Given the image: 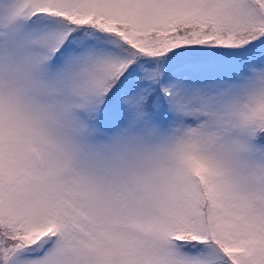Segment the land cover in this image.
Listing matches in <instances>:
<instances>
[{"label":"snow or ice","instance_id":"obj_1","mask_svg":"<svg viewBox=\"0 0 264 264\" xmlns=\"http://www.w3.org/2000/svg\"><path fill=\"white\" fill-rule=\"evenodd\" d=\"M0 264H264V0H0Z\"/></svg>","mask_w":264,"mask_h":264}]
</instances>
